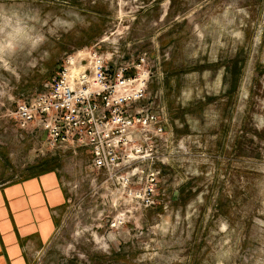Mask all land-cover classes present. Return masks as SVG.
Here are the masks:
<instances>
[{
    "label": "rangeland",
    "instance_id": "obj_1",
    "mask_svg": "<svg viewBox=\"0 0 264 264\" xmlns=\"http://www.w3.org/2000/svg\"><path fill=\"white\" fill-rule=\"evenodd\" d=\"M93 48L146 57L174 141L152 204L12 121ZM0 141V176L54 169L67 193L28 264H264V0H0Z\"/></svg>",
    "mask_w": 264,
    "mask_h": 264
},
{
    "label": "built area",
    "instance_id": "obj_2",
    "mask_svg": "<svg viewBox=\"0 0 264 264\" xmlns=\"http://www.w3.org/2000/svg\"><path fill=\"white\" fill-rule=\"evenodd\" d=\"M112 56L98 48L69 56L41 91L15 102L11 118L42 152L85 148L91 170L149 205L159 182L155 165L169 163L173 136L162 109L152 105L151 72L139 68L146 57Z\"/></svg>",
    "mask_w": 264,
    "mask_h": 264
},
{
    "label": "crops",
    "instance_id": "obj_3",
    "mask_svg": "<svg viewBox=\"0 0 264 264\" xmlns=\"http://www.w3.org/2000/svg\"><path fill=\"white\" fill-rule=\"evenodd\" d=\"M37 166L17 179L0 176V264H28L31 251L54 233L67 193L59 171L36 172Z\"/></svg>",
    "mask_w": 264,
    "mask_h": 264
},
{
    "label": "bare ground",
    "instance_id": "obj_4",
    "mask_svg": "<svg viewBox=\"0 0 264 264\" xmlns=\"http://www.w3.org/2000/svg\"><path fill=\"white\" fill-rule=\"evenodd\" d=\"M17 31V30H16Z\"/></svg>",
    "mask_w": 264,
    "mask_h": 264
}]
</instances>
